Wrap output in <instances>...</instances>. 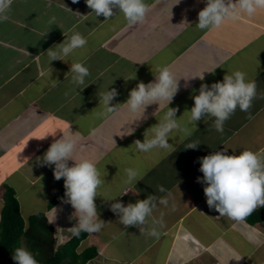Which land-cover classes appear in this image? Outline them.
<instances>
[{"label":"crops","instance_id":"obj_1","mask_svg":"<svg viewBox=\"0 0 264 264\" xmlns=\"http://www.w3.org/2000/svg\"><path fill=\"white\" fill-rule=\"evenodd\" d=\"M146 2L152 10L145 22L128 27L123 14L107 22L103 16L89 15L85 0L75 4L72 0H14L8 20L0 23V198L7 185L17 199L27 196L30 216L46 214L57 241L63 232L73 234L68 229L78 221L71 205L60 201L53 207L58 210L56 216L49 209L63 191L64 180H55L54 165L41 166L37 161L51 143L67 134L70 124L72 133L81 134L73 162L95 163L106 182L95 203L99 218L107 224L99 233L89 234L78 250L97 248L99 256L91 263L99 259L109 264H264V222L250 225L219 217L206 203L205 185L197 183V177L203 176L199 158L216 151L239 155L243 150L264 149V99L253 101L251 119L237 109L222 134L209 117L197 123L190 137L172 133L169 143L175 146L174 153L147 154L138 152L133 143L144 141V133L158 123L166 106H149L148 118L138 121L139 115L132 116L123 107L105 116L100 101L101 93L115 88L119 95L109 106L123 104L139 82H153L163 67L180 80L169 107L179 109L176 118H181L182 125L188 124L190 117L184 112L194 106L192 97L199 94L201 83L211 85L239 70L256 82L258 94L264 93V11L201 31L195 26L206 0H180L177 5V0ZM53 17L55 24L49 25ZM185 20L190 26L180 25ZM73 26L87 38V46L65 62L50 63L47 51L70 37ZM75 62L84 63L90 71L85 85L77 90L71 73L67 75ZM201 72H206L204 81L192 79ZM53 80L59 82L55 87ZM131 128L135 131L128 135ZM151 137L149 132L146 138ZM197 140V149H185ZM127 168L140 170L142 179L136 185L124 183ZM158 185L167 191H157ZM48 190L55 196L33 209L48 199ZM148 195L166 197L168 205L158 204L142 230L125 228L110 210L112 203L127 206ZM161 215L163 227L155 223ZM153 227L160 232L159 239L148 235Z\"/></svg>","mask_w":264,"mask_h":264},{"label":"clouds","instance_id":"obj_2","mask_svg":"<svg viewBox=\"0 0 264 264\" xmlns=\"http://www.w3.org/2000/svg\"><path fill=\"white\" fill-rule=\"evenodd\" d=\"M78 2L79 0H72L73 4ZM13 3L14 0H0V23L8 20ZM85 3L91 10L89 15L94 14L96 18L103 16L104 22L118 14H123L128 27L143 24L152 10V5L146 0H85ZM179 3L180 0H177L175 5ZM260 11H264V0H206V6L198 13V23L195 27L201 31H213L229 21L251 19ZM74 14L80 15L78 12ZM54 24L55 17L49 20V25ZM180 25L190 26L186 20ZM69 32L72 33L70 37L63 34L67 38L47 51L50 63L52 61L65 62L77 50L87 46V38L76 31L75 26L69 29ZM49 69L53 71L52 68L49 67ZM69 73H71V83L75 86V90L81 89V86L85 85L86 78L90 76L89 68L82 62L72 63L67 75ZM205 73L201 72L192 79L199 78L200 81H204ZM131 79H135V75ZM58 83L57 80H53L54 87ZM179 89L180 80L177 79L176 74L169 67H163L153 82L147 84L139 82L129 92L128 99L123 104L109 106L119 95L115 88L101 93L100 101L105 108V116L115 115L123 107L132 116L139 115L138 121L148 118L145 112L149 106H166L167 110L158 123L144 133V141L135 140L133 143L138 152L147 154L154 150L174 153L175 146L169 143L172 133L178 131L185 137H190L193 134L192 129H197V123L209 117L214 118L212 127L222 134L226 121L235 114L237 109L247 113V118L251 119L250 110L253 101L257 98L264 99V93L258 94L257 92L256 82L248 80L247 73L237 70L224 75L222 81L211 85L201 83L199 94L192 97L194 106L190 111L184 112V114H189L188 124L182 125L181 118H176L179 109L169 107ZM66 127L67 134L51 143L43 156L37 158V161L41 166L54 165L55 180H64L65 192L61 203L71 205L74 209L73 218L78 221L77 225L68 231L75 236H79L81 232L96 234L107 224L99 218L95 203V199L100 197V190L106 184L105 176L90 160L73 162L72 157L81 134L79 131L72 133L70 124ZM134 131L135 129L131 128L128 135H132ZM149 132H152L150 139L146 138ZM199 145L198 140L193 141L188 143L185 149L195 150ZM226 152V150L216 151L199 158V171L203 176L202 178L197 177V183L205 185L203 192L206 203L210 209L219 213V217H227L237 223H244L258 208H264V149L255 152L243 150L239 155H228ZM125 173L127 178L124 183L126 185H136L142 179L139 169L127 168ZM157 191L165 193L167 190L162 185H158ZM158 204L167 206L168 199L148 195L146 199L128 203L127 206L122 202L112 203L110 210L119 216L118 222L125 228L137 227L142 230L141 226L148 223V219L153 216ZM51 210L56 216L58 210L56 208H51ZM155 223L163 227V215ZM148 235L159 239L160 232L153 227ZM12 259L15 264H39L36 256L24 247L16 248Z\"/></svg>","mask_w":264,"mask_h":264},{"label":"trees","instance_id":"obj_3","mask_svg":"<svg viewBox=\"0 0 264 264\" xmlns=\"http://www.w3.org/2000/svg\"><path fill=\"white\" fill-rule=\"evenodd\" d=\"M65 189L49 204V209L64 198ZM4 205L0 217V264H15L12 259L16 248L24 247L32 252L39 264H88L99 256L95 247L78 252L81 243L89 236L81 232L63 245H58L55 229L50 225L46 214H34L25 220L21 205L13 188L5 186L2 198ZM246 222L256 225L264 222V208H258ZM38 254V255H37Z\"/></svg>","mask_w":264,"mask_h":264},{"label":"rangeland","instance_id":"obj_4","mask_svg":"<svg viewBox=\"0 0 264 264\" xmlns=\"http://www.w3.org/2000/svg\"><path fill=\"white\" fill-rule=\"evenodd\" d=\"M47 196H48V199H44L42 202H40L38 205H36V206H34L33 207V209H37V208H42V206H44L43 205V203L44 204H48L50 201H51V199L55 196L53 193L52 194H50V192H49V190L47 191ZM27 196L25 195V194H22V195H20V198L19 199H21L20 201V203L22 204V208H21V210H22V215H23V217H24V219L25 220H28V218H29V210H28V208H27V206L29 205V201H27L25 198H26ZM3 205H4V200L2 199V198H0V217H1V211H2V208H3ZM64 234V235H63ZM62 235L64 236V237H62ZM62 235L59 237V239H58V241H57V243H58V245H59V242H61V243H63V240L65 239V241L66 240H68V239H70L72 236H73V234L71 235V234H69V233H65V232H63L62 233ZM84 244H81V247H84L83 246ZM88 264H109L108 262H99V259L97 260V261H95V262H90V263H88Z\"/></svg>","mask_w":264,"mask_h":264}]
</instances>
